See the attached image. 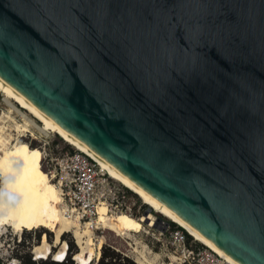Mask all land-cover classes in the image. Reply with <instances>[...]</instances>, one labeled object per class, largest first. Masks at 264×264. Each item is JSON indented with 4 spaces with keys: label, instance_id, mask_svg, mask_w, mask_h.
Returning <instances> with one entry per match:
<instances>
[{
    "label": "water",
    "instance_id": "95a60500",
    "mask_svg": "<svg viewBox=\"0 0 264 264\" xmlns=\"http://www.w3.org/2000/svg\"><path fill=\"white\" fill-rule=\"evenodd\" d=\"M0 91L144 217L264 264V0H0Z\"/></svg>",
    "mask_w": 264,
    "mask_h": 264
},
{
    "label": "rangeland",
    "instance_id": "374dc122",
    "mask_svg": "<svg viewBox=\"0 0 264 264\" xmlns=\"http://www.w3.org/2000/svg\"><path fill=\"white\" fill-rule=\"evenodd\" d=\"M14 105V108L18 109V106ZM7 109V100L0 92V111H6ZM20 111L24 116L28 115L25 110L22 109ZM12 116L19 123L22 122L16 112H13ZM30 118L31 126L28 131L13 130L11 126L13 122L8 120L6 122L8 127L6 134L11 133L12 137H17L19 132L24 134V136H19L20 140L18 139L21 149L27 155L23 157V162L25 166L30 168L28 171L34 174L38 189L43 187L45 190L43 193L40 189L39 191L44 197L48 195L50 198L47 201L49 219L39 214V216L34 217L35 219L25 225L22 222L16 223L13 227L15 229L12 227L1 229L0 242L3 243L4 247L7 248L9 245L12 248L15 246L13 249L14 256L24 261L27 255H31L30 251L33 245L39 243L34 246L38 247L41 244L52 242L50 247L53 246L52 225L54 219L57 216L64 215L70 219H76L81 225L88 224L91 226L93 234L90 240L93 250L90 256V264L95 263L99 252L101 253L103 247L106 246L118 252L121 256H126L133 262L139 256L147 260L152 259V264H180L178 258H184L187 254L185 249L179 247L175 250L174 246L169 244L168 232L165 234V238L155 239L156 233L153 234L151 227L142 220L147 207L140 203L128 188L113 179L111 175L105 176L102 183H97L92 192L88 190L84 191L83 194L80 193L81 197L92 198L94 202L96 198L100 199L97 207L98 215L94 213L92 220L86 218L90 214L87 207L83 209L77 208L78 212L70 209L73 207L69 204L68 190L63 186V182L70 180L72 176L70 172L60 170L56 160L68 151L74 152L77 149L44 127L36 119ZM52 171L55 172L56 176L54 173H50ZM1 180L0 178V182ZM59 180L61 181L60 185H58L60 182H57ZM116 190L119 191L117 192ZM106 203L109 205V210L105 205ZM129 204L132 205L130 213H124V209ZM81 214L84 215L82 221L87 222L81 221ZM171 229H175V227L171 226ZM17 230L19 231L17 232ZM62 239H65L64 242L68 243L69 249L75 253L78 251L70 233L66 232L63 234ZM194 242L191 238L190 240L185 238V244L188 246L193 245ZM186 245L185 247H187ZM19 251L21 253H18ZM172 257L175 258L173 259ZM40 260L43 259L38 260L41 264ZM50 260V257L46 259L47 262H51Z\"/></svg>",
    "mask_w": 264,
    "mask_h": 264
},
{
    "label": "bare ground",
    "instance_id": "6f19581e",
    "mask_svg": "<svg viewBox=\"0 0 264 264\" xmlns=\"http://www.w3.org/2000/svg\"><path fill=\"white\" fill-rule=\"evenodd\" d=\"M0 92L7 100V104H8V109L6 111H0V178L2 179L0 182V230H1L6 227L13 228L15 224L19 222H22L25 225L31 222L37 216H39V214L41 216H46L49 219V215H47L48 213L47 201L50 199L48 195L46 196L47 197L46 198L39 191L38 186L35 182L34 174L28 171L27 169H25L23 165L16 158L12 156V150L16 147L19 136H24V134L19 132L17 137L13 136L14 138L11 136V133L6 134L8 129V127L6 126L7 124L6 122L8 120L13 122L11 123L13 130L28 131L29 127L31 126L30 117H32L33 119H36L38 122H40L44 127L48 128L50 131L57 134L60 138L62 137L58 133L50 129L48 126L43 124L39 119H37L28 110L22 107L13 98L6 95L2 91ZM13 103L18 106V109L14 108L15 105ZM22 109L25 110L28 115L24 116L20 111ZM13 112H16L17 115H19L20 120H22L21 123L16 121L14 116H12ZM62 139L65 142H67L64 138ZM101 169L104 170V172L106 171L105 172L106 174L111 175L103 167H101ZM111 177L115 179L112 175ZM115 180L118 181L117 179ZM121 184L125 186L123 183ZM40 188L42 192L45 191L43 187ZM142 220L153 224V221L151 220L150 216L149 217L142 216ZM18 231L19 230H17V232ZM66 232L72 235V238L78 249V251L74 253L73 256V259L76 261V263L79 264L90 263L91 262L90 256L93 250L90 240L93 234L91 231V226L88 224L81 225L76 219H70L69 217L64 215L55 217L54 223L52 225L53 245H58L61 243L62 249L60 250V253H62L63 248L66 247V243L64 242L65 240L62 239V235L65 234ZM41 250H43L44 252L42 253V255H40ZM48 251H49L48 244H41L38 247H34V249L32 250V252L36 255H38L39 253L38 256H40L41 258H45V254ZM134 260L137 264H152L153 262L152 259L147 260L139 256H137Z\"/></svg>",
    "mask_w": 264,
    "mask_h": 264
},
{
    "label": "built area",
    "instance_id": "2783aa9c",
    "mask_svg": "<svg viewBox=\"0 0 264 264\" xmlns=\"http://www.w3.org/2000/svg\"><path fill=\"white\" fill-rule=\"evenodd\" d=\"M56 164L58 165L60 170H66L70 172L72 176L70 180H66L65 182H63V186L66 188V190H68L67 195H68L69 204L73 207L70 209H73L75 211L77 208L83 209L87 207L90 214H88L86 218H89V219L92 218V215H94V213L98 215L97 207L99 205L98 202L100 201V199L96 198V201L94 202L92 198L90 199L89 197L88 198L81 197L80 193L83 194L84 191L86 192L88 190L92 192V190L95 188V185L99 182L102 183V180L104 179V177L109 176V175L106 174L104 170H102L101 167L92 158H90L88 155L84 154L83 152L79 150H76L74 152L68 151L63 156L58 157L56 160ZM50 173H54L55 175L54 171ZM57 182H60L58 185L61 184L60 180ZM116 191L118 192L119 190H116ZM105 205L107 206L109 210V205L107 203ZM131 206H132L131 204L126 206L123 212L130 213ZM146 211H147V208L145 212ZM76 212L78 211L76 210ZM83 216L84 215L81 214V221H82ZM150 218L153 222L156 223V225H159L163 228V230H160V229H157L149 225L151 229L153 230V234L156 233L157 235L155 239L160 240L163 237L165 238V234L168 232L169 244L174 246L175 250L181 247L182 249H185V251L187 252L184 258H178L180 264H225L220 259H218L216 256L211 254L209 251H207L202 246L197 244L196 242H194L193 245L191 243H190L191 245L189 246L186 245L185 238L187 240L188 236H186L184 233H182L177 228L170 230V227L172 225L168 223L167 221H165L160 216H158L153 211L150 212ZM82 222H87V221H82ZM51 243H48L49 252L45 255V258H41L40 256H38L39 253L38 255H36L32 252L33 247L37 246L39 243L32 246L31 251H30L31 255H27V256L30 257V260L33 262V264H40L38 260L43 259V260H40L42 264V262L46 261L48 257H50L51 262L68 264L69 262L74 261L72 263L79 264V263H76V261L73 259L75 252L69 249L68 243H66V247L63 248V254L59 257H56V253L58 252L59 247H62L61 243L50 247ZM185 245L187 247H185ZM14 248L15 246L10 248L9 245L6 248L3 246V243L0 242V264H25L21 258L14 256V251H13ZM18 253H21V252L19 251ZM99 256H100V252L94 264H97Z\"/></svg>",
    "mask_w": 264,
    "mask_h": 264
},
{
    "label": "trees",
    "instance_id": "16d2710c",
    "mask_svg": "<svg viewBox=\"0 0 264 264\" xmlns=\"http://www.w3.org/2000/svg\"><path fill=\"white\" fill-rule=\"evenodd\" d=\"M20 140V139H19ZM12 156L19 160L23 167L27 170H30L27 166H25L23 162V157L27 156L25 152L21 149L19 145V141L17 142L16 147L12 150ZM40 191L42 192L41 188L39 187ZM43 193V192H42ZM190 239V236H188ZM72 246V244H71ZM25 264H33V262L30 260V257L27 256L26 260H24ZM42 264H65V263H57V262H47L44 261ZM68 264H72V262H69ZM97 264H136L126 256H121L118 252H115L110 247L106 246L103 247L100 256L98 258Z\"/></svg>",
    "mask_w": 264,
    "mask_h": 264
}]
</instances>
